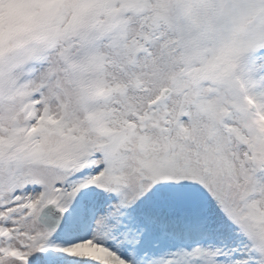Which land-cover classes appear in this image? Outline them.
Returning <instances> with one entry per match:
<instances>
[{
  "label": "snow or ice",
  "instance_id": "1",
  "mask_svg": "<svg viewBox=\"0 0 264 264\" xmlns=\"http://www.w3.org/2000/svg\"><path fill=\"white\" fill-rule=\"evenodd\" d=\"M0 264H264V0H0Z\"/></svg>",
  "mask_w": 264,
  "mask_h": 264
}]
</instances>
